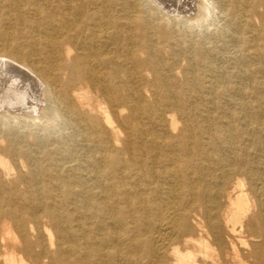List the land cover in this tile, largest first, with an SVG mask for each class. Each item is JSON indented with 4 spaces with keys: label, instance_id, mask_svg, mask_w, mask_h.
<instances>
[{
    "label": "bare ground",
    "instance_id": "obj_1",
    "mask_svg": "<svg viewBox=\"0 0 264 264\" xmlns=\"http://www.w3.org/2000/svg\"><path fill=\"white\" fill-rule=\"evenodd\" d=\"M167 1L0 0V264H264V0Z\"/></svg>",
    "mask_w": 264,
    "mask_h": 264
},
{
    "label": "rangeland",
    "instance_id": "obj_2",
    "mask_svg": "<svg viewBox=\"0 0 264 264\" xmlns=\"http://www.w3.org/2000/svg\"><path fill=\"white\" fill-rule=\"evenodd\" d=\"M174 2H178L177 0H168L167 1V3L168 4H173ZM175 3V4H176ZM191 13H194V11H190ZM214 14V15H213ZM222 15V16H221ZM225 20H224V15H223V13L219 10V9H215L214 10V13H212V15H211V18H210V20L208 21V24H207V22H206V25H198V26H196V27H194V30L196 31V32H203V33H207V34H209V33H211L213 30H215L220 24H222L223 22H224ZM197 30H196V29ZM206 29V30H205ZM61 128V129H60ZM55 131H59L60 130V132H62V131H64L63 133H66L68 130L67 129H65L64 130V127H61V126H57V127H54L53 128ZM254 264V262H253V260H250V262H249V264Z\"/></svg>",
    "mask_w": 264,
    "mask_h": 264
}]
</instances>
